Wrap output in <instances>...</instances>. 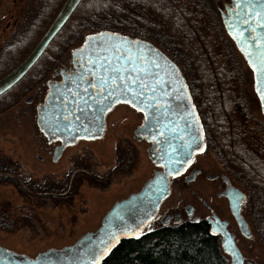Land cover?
Segmentation results:
<instances>
[{
	"label": "flooded vegetation",
	"instance_id": "1",
	"mask_svg": "<svg viewBox=\"0 0 264 264\" xmlns=\"http://www.w3.org/2000/svg\"><path fill=\"white\" fill-rule=\"evenodd\" d=\"M64 1L0 0V79L15 68L33 50L50 26ZM215 2L217 3L219 12L209 5L208 0H204L206 7H203V9L208 10L209 14L212 13L216 16V18L213 17L212 23L208 20L209 23L216 28V31H220L218 27L220 22L217 17V14L220 13L221 23L227 33L226 35L247 63L244 54L225 28V24L233 19L230 9L237 11L235 0H215ZM178 5L181 6V8H176L180 10V15L181 11H184L185 15L188 16L189 9L192 8L190 2L183 0V3H179ZM196 8L195 4L194 11L197 10ZM203 9L202 11L205 12ZM203 21L200 19L198 24H194L196 25V27L193 26L195 35L203 28ZM67 22L68 20L62 25L41 56L25 75L6 91L8 92L13 88L15 90L20 82L25 81L20 87L22 88L20 97L24 98V105L28 108H23L22 112L30 111L35 116L39 135L42 136L48 145L51 144L53 147L51 150L52 159L55 153H58L60 150L58 147L61 145H64L63 149L60 150L62 154L67 146L73 145L77 140L101 138L105 130L108 113L117 104H126L133 110V114L136 113V116H139V122L133 130L132 137L137 141L142 140L147 143V156L156 167L140 189L132 193L139 192L149 179L154 178L156 172H165V166L162 164V161L169 152L174 148H181L183 143L196 138V143L192 144L191 148L184 149L183 158L190 160V163L180 168V175L172 172L169 173L167 176L169 184L168 194L158 204L152 216L153 218L140 229L142 233L148 231V226L151 229H156L197 220H205L210 229V220L211 222H215L214 216H217L220 221L226 223V228L233 234L235 242L236 235L230 231V221L228 219H221L213 203L203 198L202 194L204 192L198 191L199 189L194 187L193 184L199 178L212 183L210 196L215 194L217 198L224 199V206L226 208L228 206L231 214L229 206L230 196H237V192L242 194L239 212L251 233L250 237L246 238H251L253 234L245 218L247 216V201L251 197H254L253 194H255L254 198L258 202L253 200L261 211L257 230L263 235L264 224L262 220L264 213L262 210L264 211V197L261 194V185L264 186V175H260L256 170H261L264 167V111L256 91L263 121L254 118L244 102H237V106H234L229 101L225 102V94H228L230 91L227 84H222L221 82L223 73L225 72L228 78L231 77L235 80L236 84L239 81L238 67L237 65L234 67L230 63V60L236 63V51L231 48V43L224 41L225 46L223 51L218 50L219 53L212 50L206 52V56H210L211 53L213 56H217V58L212 61L211 58L205 57V64H207L208 69L211 71L207 80L204 76L201 77L196 72L193 73L195 76V80L192 82L194 83V85L192 84L195 88L194 90L187 80L180 62L171 53L164 50L168 48V44H173L177 48H180L174 41V38L168 35L170 32L167 31L166 25L153 23L150 20L146 22L143 19L141 23L136 21L129 22L125 26H116L113 30H102L86 37L82 35L84 26L81 25L78 28L77 36L71 42L69 37L62 38V40L60 37L58 42L52 44L57 34L64 29ZM194 22L197 21L194 20ZM153 26H158L157 32L151 31ZM103 32L113 33L114 37L106 36L97 42L86 41L89 36ZM165 32L166 37L163 36ZM154 34L160 39L161 44H157V42L149 39L156 40V38L151 36ZM219 38L221 40L220 36ZM252 38L253 34L251 33L249 39ZM78 41L80 45L76 46ZM74 45L76 48L69 54V48H73ZM111 45L122 46L126 50L131 49L134 55L140 56L145 66L148 67V70L156 74L157 79L161 83L162 92L157 91L155 95L161 98V104L155 106V110H153L149 109L143 101L138 100L139 107L145 108V111L141 112L133 108L131 103L125 102L131 100L130 95L121 96L119 91H117L116 96L110 102L105 101L107 107H104V110L101 112L100 108L103 106L95 103V93H91L93 100L90 103L93 104V107L88 108L83 103L77 102V106L70 109L72 112L70 119H72L73 127L66 129L64 122L66 115L65 101L67 100L70 103L68 89L77 90L76 85L72 82L74 78L73 73L78 71L77 63L97 59L101 55L102 50L105 47L110 48ZM103 54L112 55L111 51ZM152 63L159 64V68L150 67ZM120 64H123V61ZM171 65L175 67V71ZM247 65L249 66L248 63ZM220 66L223 70L220 71L222 75L216 70ZM249 68L253 74L255 90L254 71L250 66ZM198 81H200L202 88L198 86ZM144 82L149 85L154 83L151 78L145 79ZM235 92L237 94V91ZM81 96L84 99H88L82 91ZM211 97H218L216 101L218 104L211 101ZM14 104L10 106L13 107ZM77 107L82 111H77ZM75 116H80V122L88 128L87 134L78 130L77 122L74 119ZM146 116H148V119H145ZM158 132H162L163 135H157ZM153 135L156 136V142H153L151 139ZM197 146L203 148V150L206 148V153L212 154L218 166L204 168L198 160V154L203 151H199ZM255 165L260 166L256 168ZM175 166L179 167L178 165ZM251 174L255 175V177ZM175 189L178 199L170 205L166 204V200ZM183 194L189 197L187 201L182 196ZM201 207L207 212L205 215L196 213L197 209L203 210ZM232 216L239 233L244 236L239 229L235 216L233 214ZM144 228L145 230H143ZM217 236L220 241L221 235L218 234ZM242 256V264H253L252 261L245 259L243 254Z\"/></svg>",
	"mask_w": 264,
	"mask_h": 264
},
{
	"label": "rangeland",
	"instance_id": "2",
	"mask_svg": "<svg viewBox=\"0 0 264 264\" xmlns=\"http://www.w3.org/2000/svg\"><path fill=\"white\" fill-rule=\"evenodd\" d=\"M88 1L84 0V4ZM173 1L183 3V0ZM195 1L188 0L192 6L188 12V20L199 15L204 20L203 28L193 39H190L188 31L184 33L186 36L181 39L180 44L176 42L179 34L173 35L170 32L168 35L174 37L180 48L168 44V48L164 50L180 62L187 80L194 85V72L204 76L206 80L210 76L211 71L205 64V57L211 58L212 61L217 58L211 53L206 56V52L212 50L219 53L218 50L223 51L224 41L231 43V48L236 51V63L232 60L230 63L234 67L237 65L239 81L236 84L231 77L227 80V87H231H228L230 92L226 93L228 98L225 94V102L229 101L234 106H237V102H244L251 115L263 121L254 90L252 71L226 35L220 13L217 14L220 31H216L211 24L216 16L209 14L208 10L202 11L199 0ZM208 3L219 12L215 0H208ZM155 10H152L154 14L158 13ZM79 15L80 13L75 14L73 22H76L75 19H78ZM155 19L158 23L166 21L162 14ZM170 20L172 29L175 22L172 17ZM88 23L90 24L86 19L82 34L85 37L106 30L90 28ZM151 31L157 32L158 26H153ZM182 33L183 31L181 35ZM76 36L77 33L74 37ZM151 36L156 40L148 38L161 44L155 34ZM163 36L166 37V32ZM219 36L221 40L218 39ZM79 41L76 46L80 45ZM76 46L69 48V54ZM216 70L223 71L221 66ZM220 74L222 75V72ZM225 81L226 75H222V84L227 83ZM197 84L202 88L200 81ZM217 99L218 97H211L215 104H218ZM13 103L16 104L13 107L0 108V247L34 257L51 248L60 249L72 245L83 233L94 231L100 225L102 216L114 202L138 191L156 168L147 156V143L132 137L139 116L133 114V110L126 104H117L108 113L101 138L77 140L73 145L67 146L61 156L53 161V147L39 135L35 116L28 109L30 114L22 112L23 108H28L24 105V98L18 97ZM206 152L205 148L198 154L199 163L206 169L218 166L212 154ZM211 184L197 178L193 185L198 191L204 192L203 198L213 203L221 219L230 221V231L236 235L235 243L245 259L253 264H264V230L263 235L257 230L261 211L254 202L256 195L253 194L254 197L247 201L245 218L253 234L251 238H246L239 233L228 206H224L225 200L217 198L215 194L210 196ZM182 196L185 201L189 198L186 194ZM177 199L175 189L166 204L170 205ZM196 213L205 215L207 212L197 209ZM262 221L264 224V216ZM227 257L230 259L229 255Z\"/></svg>",
	"mask_w": 264,
	"mask_h": 264
},
{
	"label": "trees",
	"instance_id": "3",
	"mask_svg": "<svg viewBox=\"0 0 264 264\" xmlns=\"http://www.w3.org/2000/svg\"><path fill=\"white\" fill-rule=\"evenodd\" d=\"M199 3L200 6L206 7L204 0ZM178 4V1L173 0H154L153 2L149 0H89L84 4V0H81L52 44L58 42L60 37L61 40L68 37L72 40L71 38L76 35L77 29L81 26L80 23L84 24L85 29L86 19L90 22L88 23L90 28L113 30L116 26H125L129 22L141 23L143 19L146 22L150 20L158 23L155 18H158L159 14H162L166 20L162 24L166 25L167 31L173 35L179 34L176 42L180 44L187 31L190 39H193L195 36L193 26L196 27L194 24H198L201 18L198 15L188 20L184 11H181V17L180 10L176 9L181 8ZM152 10L158 13L154 14ZM76 13L80 15L78 19H75L76 22H73ZM169 17H172L175 22L172 29ZM223 75L226 73L224 72ZM228 79L226 75L225 82ZM24 83L25 81L20 82L15 90L13 88L0 97V108L10 106L20 97L22 93L20 87ZM229 96L232 98L230 94ZM255 166L257 168L260 165ZM263 168L256 172L264 175ZM252 176L255 177V175ZM261 193L264 196L262 185ZM101 264H230V260L222 250L218 236L210 231L207 222L197 220L151 229L133 239L122 240L108 253Z\"/></svg>",
	"mask_w": 264,
	"mask_h": 264
},
{
	"label": "water",
	"instance_id": "4",
	"mask_svg": "<svg viewBox=\"0 0 264 264\" xmlns=\"http://www.w3.org/2000/svg\"><path fill=\"white\" fill-rule=\"evenodd\" d=\"M80 2L81 0H65L63 2L50 26L33 50L15 68L0 79V95L15 85L25 75L35 61L41 56L42 52L62 25L69 19ZM239 11L240 9L237 8V12ZM229 24L233 25V28H229ZM225 28L240 50L245 48V50L249 52L255 51L257 46L252 43L255 34H253L252 39H249L251 33L248 31V26H237V19L235 16H233V19L229 23L225 24ZM240 31L244 32L243 36L238 34ZM106 36L114 37L113 33L103 32L89 36L86 41L97 42ZM238 41H242L243 43ZM241 52L245 56L244 51ZM259 55V53H255L254 60L258 59ZM245 58L249 66L253 69L248 58L246 56ZM171 67L175 71V67L173 65H171ZM254 80L256 92L258 88H264V84L258 83L260 75L257 71H254ZM257 94L261 100L264 111V100L261 99L258 92ZM63 147L64 145H61L58 148L62 150ZM60 150L58 153H55L53 160H56L60 156ZM171 152L164 157L162 161L163 165L167 163L170 157L175 159L173 152L172 154ZM170 172L174 173L173 169L165 167V172H156L154 178L149 179L139 192L132 193L127 198L114 203L102 217L100 226L94 231L85 232L72 245L60 249L51 248L37 254L35 257H29L0 247V264H49V262H51V264H91L92 252L101 247V241L112 250L120 241L136 237L132 234L131 230L135 229L136 225L142 221L145 225L149 221L145 220V217L149 215L153 216L158 204L167 196L169 191L167 176ZM241 195V193L237 192V196H230L229 206L232 214L236 218L241 233L245 237H250V230L247 228V224L239 212ZM214 221L215 222H211L210 220V231L215 235H221L220 244L222 250L230 256L231 264H242L243 256L233 240V234L227 230L226 223L220 221L217 216H214ZM113 236L115 239H111ZM110 240L111 242H109ZM225 241L228 242L227 246ZM233 253H235V255H233ZM105 257L106 256L102 258L101 263Z\"/></svg>",
	"mask_w": 264,
	"mask_h": 264
},
{
	"label": "snow or ice",
	"instance_id": "5",
	"mask_svg": "<svg viewBox=\"0 0 264 264\" xmlns=\"http://www.w3.org/2000/svg\"><path fill=\"white\" fill-rule=\"evenodd\" d=\"M235 7L240 9V11L237 12L232 9L230 11L237 19V26H248V31L255 34L252 43L257 46L254 52H249L245 48H242L241 51H244L253 70L259 73L260 80L258 83L264 84V0H235ZM228 27L233 28V25L229 24ZM238 34L243 36L244 32L240 31ZM238 42L243 43L242 41ZM109 51L112 53L111 56L103 54ZM255 53L260 54L256 60H254ZM121 61H123V64H120ZM150 67L158 69L159 64L152 63ZM77 69L78 71L73 73L74 78L72 80L77 90L73 91L72 89H68L70 103L67 100L65 101L66 115L64 122L66 129L73 127L72 119H70L72 117L70 109L71 107L77 106V102L83 103L88 108L93 107V104L90 103L93 100L91 93H95V103L103 106L100 108L101 112L104 110V107H107L105 101L110 102L116 96L117 91H119L121 96L130 95L131 100L125 102L131 103L133 108L141 112H144L145 108L139 107L138 100L143 101L149 109L153 110H155V106L161 104V98L155 95L157 91L162 92L160 81L157 79L155 73L148 70V67L145 66L140 56L134 55L131 52V49L126 50L122 46L117 45H111L110 48L105 47L97 59L78 62ZM148 78H151L154 83L151 85L145 83L144 80ZM81 91L88 99H84L81 96ZM257 92L261 99L264 100V88H258ZM76 110L82 111L78 107ZM74 119L77 122L78 130L87 134L88 128L80 122V116H75ZM145 119H148V116ZM157 135H163V133L158 132ZM151 139L153 142H156L155 135L151 136ZM195 143L196 138H192L189 142L183 143L181 148H174L172 152L175 159L170 157L164 166L166 168H172L176 175H180V168L190 163V160L183 158L184 149L191 148L192 144ZM197 148L199 151H203V148L199 146ZM152 218V215H149L145 217V220H151ZM142 227H144L143 221L137 224L135 229L131 230L132 234L137 237L142 235L143 233L140 231ZM148 230H151L150 226H148ZM111 239H115V237L113 236ZM225 244L227 246L228 242L225 241ZM100 245L101 247L99 249L92 252L91 264H101L102 258L107 256L111 251L103 241L100 242Z\"/></svg>",
	"mask_w": 264,
	"mask_h": 264
}]
</instances>
